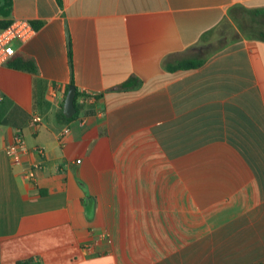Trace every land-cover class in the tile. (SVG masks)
I'll list each match as a JSON object with an SVG mask.
<instances>
[{
	"label": "crops",
	"instance_id": "1",
	"mask_svg": "<svg viewBox=\"0 0 264 264\" xmlns=\"http://www.w3.org/2000/svg\"><path fill=\"white\" fill-rule=\"evenodd\" d=\"M0 5L34 65L0 64V264L264 262V0Z\"/></svg>",
	"mask_w": 264,
	"mask_h": 264
},
{
	"label": "built area",
	"instance_id": "2",
	"mask_svg": "<svg viewBox=\"0 0 264 264\" xmlns=\"http://www.w3.org/2000/svg\"><path fill=\"white\" fill-rule=\"evenodd\" d=\"M33 31L28 19L24 17H11L5 24H0V64L5 62L13 53V41H22L30 36ZM89 92L81 88L79 91V97L81 100H85ZM41 117L38 113H31L28 123L31 126L36 125L40 121ZM65 131V129H64ZM5 153L14 161L20 159V155L25 150L24 140L20 132H16L11 141L5 146ZM42 148L36 147V152L41 156ZM39 166V163H33L26 170V175L33 179L34 171Z\"/></svg>",
	"mask_w": 264,
	"mask_h": 264
},
{
	"label": "trees",
	"instance_id": "3",
	"mask_svg": "<svg viewBox=\"0 0 264 264\" xmlns=\"http://www.w3.org/2000/svg\"><path fill=\"white\" fill-rule=\"evenodd\" d=\"M8 0H3L4 4H7ZM1 6V5H0ZM254 12H263L264 11V7L261 8H257L253 10ZM258 35L261 38H264V28L259 29ZM68 56H69V52H68ZM200 62V59H184V60H179L175 63L174 66L176 67H188V66H193V65H197ZM7 63L11 66L14 67H19V68H25L28 70H34V65L32 63V61H30L29 59H23L20 56H12L10 59H8ZM133 79L129 78L127 80H124L121 82V86H127L133 83ZM71 82V80H70ZM57 116L58 117H62L64 118V115L62 114V112L60 110L57 111ZM15 264H26V262L24 261H16ZM251 264H264V262H257V263H251Z\"/></svg>",
	"mask_w": 264,
	"mask_h": 264
},
{
	"label": "water",
	"instance_id": "4",
	"mask_svg": "<svg viewBox=\"0 0 264 264\" xmlns=\"http://www.w3.org/2000/svg\"><path fill=\"white\" fill-rule=\"evenodd\" d=\"M65 35H66V31H65ZM73 93H74V85L68 84L62 104V113L66 116H69L74 112Z\"/></svg>",
	"mask_w": 264,
	"mask_h": 264
},
{
	"label": "rangeland",
	"instance_id": "5",
	"mask_svg": "<svg viewBox=\"0 0 264 264\" xmlns=\"http://www.w3.org/2000/svg\"><path fill=\"white\" fill-rule=\"evenodd\" d=\"M244 14L245 15H243V17L245 19L246 26H249V23L253 22L252 24L255 30L257 28H264V11L256 14L251 12H246Z\"/></svg>",
	"mask_w": 264,
	"mask_h": 264
}]
</instances>
